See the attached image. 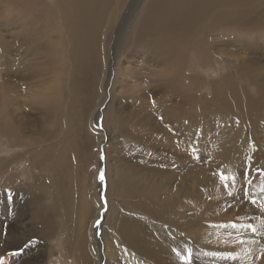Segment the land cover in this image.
I'll use <instances>...</instances> for the list:
<instances>
[{"label":"bare ground","instance_id":"bare-ground-1","mask_svg":"<svg viewBox=\"0 0 264 264\" xmlns=\"http://www.w3.org/2000/svg\"><path fill=\"white\" fill-rule=\"evenodd\" d=\"M108 3L109 0H0V144L8 147H21V153L17 157L5 158L1 156L0 188L16 184L24 191L28 190L26 193L29 198L32 187L27 186L28 189H25L27 188L26 179L36 177L35 187L37 190L42 186L44 179L52 178L50 170L55 169L52 161L63 164V160L56 159V155L57 149L64 147L63 143L67 142L66 139H64L65 142L61 139L55 145L48 141L65 133L63 123L67 122L65 116L67 108H72L77 101L83 99L87 88L88 96L91 97L93 92L91 76H97L96 70L99 68L95 67H99L100 62L97 53V32L101 30L103 40L110 23L109 18L104 17ZM142 4L141 10L133 20L131 33L124 47L128 46L130 42V47L133 48L132 55L139 53L141 58L145 57L152 66L148 77H144L143 69L140 72L144 74L140 77L141 81L147 80L151 85L148 86V84L149 88L144 90L136 85L124 84L123 80L120 83L128 93L132 94L140 89L143 91L139 96L145 98L140 99L137 112L145 111L144 103L149 98L146 96L153 95L150 106L156 110L161 105L160 109L165 115L164 125L167 133L162 134V137H165L163 139L169 141L170 134H173L172 137H176V142L181 140L183 144H189L192 147V153L181 154L178 153L177 148L172 150L170 146L157 147L156 149L153 148V145L144 147L149 156L150 167L153 161H161L165 164V168L163 167L162 170L148 168L146 174L138 169V173L135 174V170L130 168L126 175L118 180L120 186L122 184L119 194L129 207L137 210L144 209V213L149 218L160 220L166 226H175L179 231L181 229L186 230L187 233H193L198 228L200 230L202 222L186 215L187 207L184 206L186 209L183 211L182 206L184 199L191 201L194 205L198 204L193 200L196 199L194 196L198 198L197 192L202 188L201 180H198V177H201L199 175L202 172L209 171L207 165L202 167L197 162L198 151L201 150V141L198 138L201 128L211 126V124L216 126V133L213 135L214 137L211 136L215 139L218 147L224 148L225 152L214 153L213 156L216 157V161H219L220 165L216 167V170L225 171L227 176L230 175L232 178L227 184L228 190L232 189L233 192L237 189L238 194L234 192L235 196H240L239 189L242 182H239V171H241L242 177L253 178L250 181L255 182L257 186L255 189V185L252 183L254 186L250 184V187L245 189L244 194L245 196L247 194V201H249L248 197L249 199L251 196L255 197L254 194L263 189L261 181L264 179V175L258 177L259 171L252 170L256 166L255 163L259 164V160L261 161L263 156L254 146L255 143H251L250 136L252 135L255 140L260 138L262 134H256V130L258 127L264 126V0H144ZM117 36L119 37L120 33ZM102 53L100 52L101 55ZM187 56L194 58L197 64L187 61ZM103 60L101 64H103ZM127 61L130 62V60ZM220 66H222L221 71L219 70ZM127 67H124L121 77L130 78L131 75L137 74ZM205 68L213 72V77L208 79L212 81L206 79L208 75ZM150 77L156 79L152 80ZM244 83H249L251 92L255 94L252 98L248 95V86ZM26 86L29 87L26 91L29 93L31 91L27 100L31 101L30 108L35 110H31L29 114L25 111L26 103L24 105L20 103L24 99L18 96V92L25 91ZM204 92L209 94V97H205ZM154 97L156 98L154 99ZM172 97L177 100L176 108L171 104L167 105ZM134 98L135 95H130V101ZM120 100L121 98H118L115 101L112 115V120L118 127L116 125L113 127L122 137H131L129 141H132L130 144L132 148L138 146L142 148V142L153 140L154 135L158 136L159 132L151 126L150 122L142 121L138 123L139 130L145 132L141 137H132L131 132L138 125L132 122L131 126L135 127L128 128L127 120H132L134 113L125 109ZM143 117L146 118L147 113ZM232 131L236 134L244 131L245 136L239 140L236 134L235 136L234 133L230 134ZM223 132H226V135ZM61 142L62 146L59 147ZM139 142L141 144H137ZM246 143L254 146L255 150L252 152L244 149L243 151H249L250 154L241 160L237 155L242 153L241 146ZM167 144L170 145V143ZM178 148L182 147L178 146ZM252 153L253 165L250 162H244L252 156ZM21 159H24L28 172L25 169L16 170V165ZM181 160L188 163V167L179 165L187 169V173L184 171L185 176L180 171L181 173L175 180L170 174H163L164 169L171 172L169 167L172 162ZM239 163L240 167L237 168ZM261 167L256 166L255 169L260 168L261 171L263 168ZM133 170L134 174L140 176L142 180L150 179L153 190L151 195L146 194L140 184L129 178L128 173ZM39 171L44 173H38ZM29 174L30 176L35 175L31 178ZM54 178L58 179L59 177ZM203 178L206 177L203 176ZM213 178L215 177L213 176ZM204 181L206 183V179ZM21 182H26L25 188ZM221 190L217 187L215 199L219 210L224 212L225 217V214L230 215V213L238 211V209H233V206L236 205L238 208L240 201L235 200L237 203L234 201L230 203V200L235 197ZM240 190H243V187ZM39 193L36 194L35 200H29L32 210V221L30 222L40 220L45 224L51 219L50 213L54 202L49 199L46 192L41 191V188ZM209 195L207 194L208 197ZM263 195L256 198L255 205L264 207ZM240 199L246 200V197ZM39 201L40 204H38ZM245 205L243 206L245 207ZM207 206L209 208L210 205ZM244 207L243 209L248 208ZM216 211L218 212V209ZM251 211L252 213L246 215L248 221L251 224L253 222L254 225V221L251 220L257 219L255 215L261 216L262 213ZM126 212L119 217L116 216L119 219L113 224L118 238L119 236L123 237L122 243L125 245H121L122 252H128V249L132 247L138 254L148 257L153 264H178L176 259L170 258L166 247L158 244L153 234L155 231H152L153 228H150L148 222L140 220L138 217L128 216ZM217 214L222 215L216 213L214 219L219 217ZM240 214L244 215L245 212ZM203 220L208 219L203 218ZM239 221L241 220L239 219ZM228 222L218 220L215 222L214 228L226 225L230 229L233 224ZM205 229L207 228L205 227ZM236 230H238L235 234L236 239L243 238L244 240L243 245L240 246H245L246 250V243H250V245L255 243L254 248L248 246L250 247L248 253H246L247 251L242 252L241 247L233 248V245H229L232 243L230 242L232 233L228 232L225 233L224 239L230 243L220 242L219 246L224 254H205L201 263L264 264V257L261 256L264 237L258 232L260 241L257 235H247L249 229L245 230L244 226H240V222L237 224ZM242 232H246V235L242 236ZM248 232L250 233V231ZM211 236L213 237V235ZM232 238L234 241L235 237ZM213 239L214 242L220 241L215 236ZM170 243L172 244V242ZM126 244L130 247L127 248ZM206 248L207 246H205ZM193 250L195 249L193 248ZM6 251H11L10 247ZM229 253L231 257L235 258L229 257ZM2 255L0 253V257ZM8 257L10 256L8 255ZM8 257L1 258L3 264H10ZM197 260L199 261V259Z\"/></svg>","mask_w":264,"mask_h":264},{"label":"rangeland","instance_id":"rangeland-1","mask_svg":"<svg viewBox=\"0 0 264 264\" xmlns=\"http://www.w3.org/2000/svg\"><path fill=\"white\" fill-rule=\"evenodd\" d=\"M142 2H144V0L143 1L142 0H109L104 17L109 18L110 23L107 29V33L103 40L101 36V30L97 32V53L99 55L100 62H99V67H95V68H99V70H96L97 76H91L93 83L92 84L93 92L91 94V97L88 96V88H87V93L86 95L84 93V98L77 101L72 108L69 107L67 108V112L65 115L67 122L63 123V125L65 126V130H64L65 133H63L62 136H58L56 139L52 138L53 139L52 141H48L51 142L53 145L58 144L61 141V139L64 142H65L64 139H66L67 141L63 143L65 144L64 147L57 149L56 159H62L63 164L61 162H57L58 163L57 164L56 162L52 161V165L55 166V169L53 168L54 170H50L52 178L44 179L42 182V186L40 187L41 191L46 192L48 194L49 199L54 202L52 204V212L50 213L51 219H49V221L45 224H43L40 220H38L37 222L36 221L30 222L32 221L31 218L32 210L30 207L29 200L30 199L35 200L36 194L38 195L40 190V188L36 190L35 187V183L37 182L36 177H34L33 179H26L27 180L26 187L27 186L32 187V189H30L32 190V193L29 195V198H27L28 195L26 193L28 190L24 191V189H21L20 186L16 184H11L8 187L6 186L4 188H0V204H1L0 205V253L3 254L0 257V259L3 257L6 258L9 255L10 257L8 258L10 260L9 262L10 264H142V263L153 264L148 257H146L145 255L138 254L134 248L130 247L127 244L126 247L127 248L130 247V249H128L129 251L122 252L121 245L122 246L125 245L122 243L123 237L119 236L118 238V236L114 231L113 224L118 221L119 215L125 214L124 213L125 211H127L126 214L128 216L138 217L140 220H144L145 222H148L150 228L151 229L153 228L152 231L153 232L155 231L153 234L158 244H161L164 247H166V250L170 258L176 259L178 264H183V262L176 255V252H174L173 249H176L182 255H187V249H191L192 264H202L201 261H203L205 254L215 255L218 253V255L219 254L221 255L223 251L219 248V246L221 245L220 242H224V243L228 242L226 239H224L225 238L224 235H226L228 232L234 234V235L230 234L231 241L229 240L233 244L228 242L230 243L229 245L231 246L233 245L232 246L233 248L238 249L241 247L240 249H242V252L247 251L246 253H248L249 252L248 249H250V247L248 246L254 248L253 246L256 245L255 243H252L251 245L250 243H246L247 244L246 250L244 248L245 246H240L243 245V243L242 244L240 243L241 241L244 240L243 238L236 239L235 236V234L237 233L236 231H238L239 228L238 230H236L237 227L235 228L232 227L229 229L226 225L222 227L214 228L215 222L218 220L226 221V222L230 221L228 223L235 225H237L240 222V226H244L245 230L249 229L247 230V235L249 234L257 235L260 241L261 238L258 235V232L259 234H261L262 237H264V225H263L264 207L261 205L260 206L255 205L256 202L252 203V201L256 200V198H259L260 195L262 196L264 194V191L262 192L261 190L257 194H254L255 197L251 196L250 199L248 197L249 201H247V194L245 196L244 191L245 189H248L250 187L249 186L250 184L255 185V182L250 181V179L253 178L246 179L245 177H242L243 175H240L241 171H239L240 173L239 182L243 183V184L241 183V186L242 185L245 186H242L243 190H240L242 188L240 186L239 189L240 196L236 195L239 199L235 196V193L238 194L236 188H235L236 190L232 192V189L228 190L225 187V184L230 183L232 178L230 177V175L227 176L225 171L221 172L219 170H216V167L220 165H219V161H216V157L213 156V154L224 153L225 149L218 147L215 139L213 138L214 137L213 135H215L216 133L215 130L216 126H214L213 124H211V126L209 125L208 127H203V129L201 128L200 132L198 133V135L200 136V137L198 136V138L201 141L200 143L201 150L198 151L199 154L197 155V162L202 167L204 165H207L209 167L208 169L209 171L207 173L202 172V174L199 175L201 177L200 178L198 177V180H201L200 186L202 188H200V190L197 192L198 198L194 196V198L196 199L193 200L200 205L198 204L194 205L191 203V201L184 199L182 206L183 211L187 207V209L185 210V213L188 210L186 215H188L190 218L192 217H194L195 219L197 218L196 220L202 222L201 223L202 226H200V230L198 228L196 232L194 231L193 233H189V232L187 233L186 230L180 229L179 231V229H177L175 226H170V225L166 226L162 223V221L160 222V220L149 218L144 213V209L137 210L129 207L120 197L119 191L121 190L122 184L120 186L118 180L122 176L126 175V172L129 171L130 168H133L135 170V174L138 173V170H140L143 174H146L148 173L147 171L148 168L150 169L160 168L161 170L163 167L165 168V164H163L161 161L159 162L153 161L154 166H152L153 164L151 163V167H150V164L148 163L149 156L144 150V147L153 145V148L156 149L157 147L170 146L172 150L173 148L174 149L177 148L176 150L178 151V153L181 154L192 153V147L189 146V144H185V143L183 144V141L181 142V140L176 142L175 141L176 137L175 138L174 136L172 137L173 134H170L169 141L163 139L165 137L162 136L167 133V130L164 125L165 115L162 113L160 109L162 107L161 105L158 106L156 110L150 106V104H152L151 102L153 100L152 98L153 95L146 96L149 98H147L148 101L144 103L145 111L140 110V112H137L140 99L145 98L139 96L140 93L143 92L141 89L147 90L149 88L148 86L151 85V83L147 80H145V82L141 81L142 78L140 77L143 76L144 74H145L144 77H148L149 76L148 73L150 72L152 66L145 59V57L141 58V55L139 53H135L134 54L135 57L132 55L133 48L130 47V42L129 45L126 47H124V44L128 39V37L130 36L133 20H135L137 13L141 10V5H143ZM119 33H120L119 36L120 38L117 36L119 35ZM117 38L118 40H116ZM116 41L119 42L118 45ZM113 48L116 50H114ZM100 52L102 53V55L100 54ZM102 60H103V64H101ZM127 60H130V62H128ZM187 61L191 63L193 62V64H197V61L191 56H187ZM127 65L133 71L137 72V74L131 75L130 78L121 77L122 74L121 72L123 71L125 66L127 67ZM142 69L144 74L140 73L142 72L141 71ZM205 70L208 75L206 76V79L208 80L209 78H212L213 72L208 68H205ZM219 70L220 71L222 70V66L219 67ZM150 78L152 80L156 79L154 77H150ZM121 80L124 81V84L128 83V84H132L133 86L136 85L138 86V88L141 89L135 93L132 92V94L128 93L125 91L123 85H121L120 83ZM208 81H212V80L210 79ZM244 85L248 86L247 93L250 96V98H252V96L255 94L251 92L249 88V83L248 84L244 83ZM26 87H25V91L20 90L18 92V96L24 99V101L20 103H22L23 105L24 103H26L25 111L28 112L29 114L32 108H30L31 106L29 105L31 104V101L27 99L28 96H30L31 91L30 93L27 92L26 90H28L29 87L28 86ZM130 95H135V98L131 101H130ZM204 96L209 97V94L204 92ZM118 98H121L120 101L123 103V107L125 109L131 110L134 113V118L130 121L127 120V126H129L128 128L133 129L135 127V126H131L132 122L138 125L139 122L148 121L152 124L151 126L155 128L157 132H159L158 136L154 135L153 140L151 139L148 141H144L145 143L142 142L143 144L142 148L139 146L132 148V146L130 145L132 141H129L131 137H128L129 139L126 137H122V135L113 127V125L116 124L112 120V115L114 113L115 101ZM155 98L156 97H154V99ZM175 102H177V100H175L174 97H172L168 101L167 105L171 104L173 107L176 108ZM32 111L35 110L33 109ZM146 113H147V117L144 118L143 115ZM139 129L140 126L138 125L135 128V130L131 132L132 137L138 138L143 135L145 131H140ZM206 129L207 131H205ZM233 133H234L233 131L230 132V134ZM239 133L240 132H237V134L234 133L233 135L235 136L236 134L238 136V139L241 140L242 137L245 136V134L244 131L243 133L240 134ZM223 134L226 135V132H223ZM256 134H262V135H260V138L256 139L257 141L251 135L250 136V139H252L251 143L252 144L255 143L254 146H256L259 149L258 152L263 156V158L261 159V161L259 160V164L257 162L255 163V165L259 167L262 166L263 168L261 167L262 169L260 171L259 170L260 168H257L258 169L257 170L255 169L256 166H254L252 170L259 171L257 173V176L263 177L264 126L258 127L256 130ZM167 143H170V145H168ZM137 144H141V143L139 142ZM58 146L59 147L62 146V142ZM178 146L182 147L183 149L178 148ZM254 146H252L250 143H246L244 145L242 144L241 146L243 148L241 150L242 153L241 152L240 154L238 153L237 157L241 160H243L245 157L247 158L250 153L249 151L245 152L243 150L248 149L253 152L255 150L253 149ZM20 153H21L20 146L8 147L0 144V158L1 156L5 158H9V156L17 157ZM102 154L105 157L103 160L100 158ZM251 155L252 156L249 157L244 162H250L253 165V153ZM21 160L18 163V165H16L17 167L16 170L18 171L24 169L27 170L24 164L25 163L24 159ZM168 161L170 162V159H168ZM184 162L186 161L181 160L179 162H172L170 164L171 166L169 167L171 172L169 173L167 170L165 171L164 169L163 174L166 175L170 174V176H172L175 180L181 172H182L181 174L185 176V174L187 173L186 172L187 169L179 166L180 164H182L185 167H188V163H184ZM238 167H240V163L237 164V168ZM100 170H104L105 173V183L103 184L99 180ZM134 170L128 173L129 178L140 184L142 187L141 189L146 194L151 195L153 193V190L151 188L150 179L147 178L145 179V181L144 179L142 180L140 176L134 174ZM28 171L29 170H27V172ZM184 171L186 173H184ZM38 173H44V172L39 171ZM221 173L229 177V179L227 181H222L220 178ZM34 175L35 174L30 176L29 174V177L32 178ZM203 176L206 177L205 178L206 183L204 181L205 179L203 178ZM213 176L215 178H213ZM54 177H59V178L55 179ZM148 182L150 183V185ZM263 183H264V179L261 181L262 184L261 186L264 189ZM21 184L24 187L26 182L25 183L21 182ZM206 184L208 185L206 186ZM210 185H212L213 187ZM12 187L15 190H13ZM28 187L27 188L24 187V188L28 189ZM217 187H219V189H222L221 190L222 192L231 193L232 197H235L230 200V203L231 202L233 203V201L236 202L235 200L240 201V205H238L239 203L237 204L239 206L238 208L236 207V205L233 206V209H238V211L236 210V212H234L233 214L230 213V215L225 214L224 217L223 215L224 212L222 213L219 210L220 208L217 206V202L215 199V192L217 190ZM256 187L257 186L255 185L254 188L256 189ZM203 193L205 196L203 195ZM39 194L42 195V193ZM207 194L208 195L210 194L209 197L207 196ZM245 197L246 200L240 199ZM206 198L208 199L210 198V199L208 200ZM105 199L107 201V206H106L107 210H105V208L103 207ZM199 200H203V201H199ZM242 201L247 205H245ZM38 204H40V201ZM202 204H205L204 205L205 207L207 205L210 206L209 208L208 206L205 208ZM243 205H245V207H248L247 208L248 210ZM243 207L245 209H243ZM252 207L256 209L254 210L253 208L251 210L257 211L256 213H259L260 211V213H262L263 215V217L262 215L261 216L255 215L257 219L251 220L254 221V225L253 222L251 224V222L248 221L249 219L246 215L248 213H252V211L249 210ZM216 209H218V212L216 211ZM210 212L212 213V215L214 213V215L212 216ZM239 212L240 213L245 212L244 214L245 216L240 214ZM216 213H220L222 215L219 216L217 214L219 217L216 216L217 218L215 217L216 219H214ZM203 218L204 219L206 218L208 220H203ZM244 218L245 220H243ZM239 219L242 222L239 221ZM97 220L101 222L99 226L96 224ZM245 223L248 224L245 225ZM247 225H252V227L255 226L254 228L257 230L253 232V230L251 231L250 228L246 227ZM205 227L208 230L205 229ZM259 227L261 229H258ZM211 229L213 232L211 231ZM248 231H250V233ZM262 231L263 233H260ZM211 235H213V237L215 236L216 238H219L220 241L214 242V239ZM241 235L242 236L246 235V232H242ZM232 237H235L234 241H236L235 243L237 244L234 243ZM170 242H172L173 245ZM195 242H197L196 243L197 245L193 244ZM171 245L175 247L172 248ZM205 246H207L206 249ZM9 247L11 251L5 252V250H8ZM193 248L195 250H193ZM197 259H199L200 262Z\"/></svg>","mask_w":264,"mask_h":264},{"label":"snow or ice","instance_id":"snow-or-ice-1","mask_svg":"<svg viewBox=\"0 0 264 264\" xmlns=\"http://www.w3.org/2000/svg\"><path fill=\"white\" fill-rule=\"evenodd\" d=\"M102 160L105 158L103 156V154L100 157ZM221 180L222 181H227L229 179V177L221 174ZM99 180L100 182L103 184L105 183V173L104 170H100V174H99ZM234 180V178H233ZM225 187H227V184H225ZM262 191H264V189H262ZM229 195H231V193H229ZM252 203H255V200L252 201ZM107 201L105 199L104 201V205L103 207L105 208V210H107ZM101 222L99 220L96 221V224L99 226ZM233 228L237 227V225L233 224L232 225ZM246 227L250 228L253 231H256L255 228L252 227V225H247ZM241 243H243V241H241ZM174 252H176V255L180 258V260L183 262V264H192V250L191 249H187V255H182L179 251H177L176 249H173ZM229 257H231V254H228ZM261 256L264 257V247L261 248ZM231 258H235V257H231ZM0 264H3V260L0 259Z\"/></svg>","mask_w":264,"mask_h":264}]
</instances>
